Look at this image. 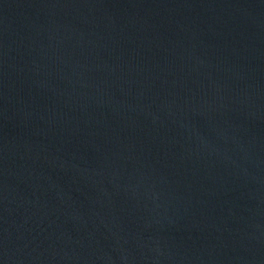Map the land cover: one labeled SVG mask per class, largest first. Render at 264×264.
<instances>
[{"label": "water", "instance_id": "water-1", "mask_svg": "<svg viewBox=\"0 0 264 264\" xmlns=\"http://www.w3.org/2000/svg\"><path fill=\"white\" fill-rule=\"evenodd\" d=\"M0 264H264V0H0Z\"/></svg>", "mask_w": 264, "mask_h": 264}]
</instances>
